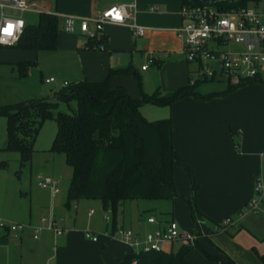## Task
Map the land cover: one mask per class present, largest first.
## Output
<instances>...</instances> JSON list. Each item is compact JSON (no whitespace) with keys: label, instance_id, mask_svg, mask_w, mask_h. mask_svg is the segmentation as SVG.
<instances>
[{"label":"crops","instance_id":"0c3cea01","mask_svg":"<svg viewBox=\"0 0 264 264\" xmlns=\"http://www.w3.org/2000/svg\"><path fill=\"white\" fill-rule=\"evenodd\" d=\"M132 1L135 3V21L145 27L141 36H131L129 31L120 25H104L101 48L93 49L86 47L79 34L63 33L69 37L70 48L78 50L82 64L80 75H77L72 83L82 79L101 81L106 77L108 70L134 66L133 64L136 65V73L139 76L138 86H135L131 76L120 74L111 78L109 86H121L130 97L139 98L141 94H151L155 90L163 94L169 93L189 83L194 65L183 60L179 53L180 42L174 34L175 28L180 25L178 10L183 4L182 0H56L52 8L44 6L40 11L58 17L56 46L60 47V16L72 14L89 17L108 6ZM149 6L156 7V10L148 11ZM5 10L7 13L2 10L4 14L13 15L12 12H16L19 15L17 11L6 8ZM37 52L39 51L1 50L0 67L8 68L21 61H34L32 58ZM149 56L153 61L142 70L141 66ZM139 61L143 63L138 65ZM62 82L68 84L65 80ZM200 86L197 82L194 90L208 93L225 88L224 86L204 90L200 89ZM156 107L160 109V115L156 119L169 118L172 147L192 171L196 184L195 207L200 219L195 220L192 225L186 205L175 198L170 200L167 217L159 218L153 213H148L137 220H126V223L121 218L119 223L115 213L114 227H124L125 223L128 227L124 228L142 236L165 222L174 220L181 230L203 234V237H197L195 240L211 255L224 254L234 264H264V211L259 214H238L254 195L256 176L262 179L264 199V160L261 157L264 152V87L259 83H249L224 96L207 100L184 97L169 105ZM44 170L48 171L47 167ZM172 173L176 192L190 199L189 183L184 170L178 165H173ZM52 174L43 176L52 177ZM46 191L48 200L38 206L47 217L55 220L58 218L57 225L63 228V233H53L52 239L55 240L56 246L50 249L44 260L46 264L120 263L128 253V248L119 240L104 235L105 232L111 231V217L106 212L97 216L96 221L95 210H87L85 229H89V233L94 235L103 228V233L98 234L96 241L88 238L85 240V230L74 227L77 201L71 202L74 212L67 215L65 210L69 211L71 203L69 207L65 206L66 193L58 196L60 191L56 194ZM26 199L22 192L18 191L16 196L10 193L1 202L14 211L13 217L17 220L15 223L30 228L32 198L29 195L28 202ZM104 215L108 216V221L103 219ZM150 216L155 223L146 222V218ZM225 217L231 218L232 225L225 230H216L214 225ZM100 220L103 221V226ZM94 221L99 222L94 226ZM6 226L0 224V242H4L10 233ZM23 236L24 230L18 232L19 241ZM32 239L39 242L37 247L34 244L35 249L42 247V240L39 241L37 236ZM169 245L171 248L172 244ZM191 251L192 249L185 255L186 259ZM10 256L12 255L7 250L1 252L0 264L10 260ZM192 260L199 264H215L201 254Z\"/></svg>","mask_w":264,"mask_h":264},{"label":"trees","instance_id":"16d2710c","mask_svg":"<svg viewBox=\"0 0 264 264\" xmlns=\"http://www.w3.org/2000/svg\"><path fill=\"white\" fill-rule=\"evenodd\" d=\"M257 1L236 0L232 5L227 2L214 5L230 8ZM182 2L189 3L187 0ZM57 34L58 17L40 11L34 23H24L15 44L8 47L35 52L52 51L56 48ZM34 63H16L19 76H25L28 67ZM119 74L133 75L139 82L136 71L126 66L108 70L101 81L82 79L67 84L52 92L48 98L0 104V116L5 119V150L17 152L19 165L23 167L30 161L33 142L42 122L53 120L56 128L48 151L62 155L65 165L71 169L66 188V207L79 199L99 200L101 208L111 214L113 231L114 216L122 201L177 198L186 205L193 225L195 220L200 219L194 200L196 184L191 169L172 147L170 120L148 121L140 114L139 108L143 104L166 106L184 97L207 100L257 82H227L221 91L199 93L194 90L197 80L169 93L155 90L151 94L132 98L123 87L109 86L111 78ZM70 101L75 102L74 111L53 114L58 102L67 104ZM173 165H178L186 173L190 199L176 192ZM3 166L4 162H0V168ZM177 244L174 251L171 248L138 253L128 250L119 264H199L186 259L185 255L191 249H196L215 264H234L224 254H209L196 240Z\"/></svg>","mask_w":264,"mask_h":264},{"label":"built area","instance_id":"2783aa9c","mask_svg":"<svg viewBox=\"0 0 264 264\" xmlns=\"http://www.w3.org/2000/svg\"><path fill=\"white\" fill-rule=\"evenodd\" d=\"M248 3L230 8L204 3H183L179 7L180 25L175 28L174 34L180 42L179 53L183 60L194 65L189 83L223 77L232 84L255 81L264 87V1ZM5 8L17 11L19 15L4 14L2 10ZM154 10L156 7H148V11ZM135 11V3L132 1L108 6L89 17L65 14L60 16V30L67 34H79L86 47L101 48L104 25L123 26L133 37L143 35L145 27L136 23ZM24 12L39 13L40 8L30 0L0 1V46L15 44L24 26L21 18ZM152 61L153 58L149 56L141 69H145ZM43 81L52 82L53 78ZM62 85L67 83L62 82ZM261 157L264 160V152ZM37 186L51 194L59 192L58 180L51 176L39 177ZM253 192V197L243 205L238 214H259L264 211L263 182L260 176L254 179ZM103 219L108 221V216L104 215ZM40 222L41 226L32 229L33 238H36L41 228L52 230L56 235L63 233V228L57 225L54 218L42 217ZM146 222L155 223V220L150 216L146 218ZM231 225V218L225 217L214 228L225 230ZM25 227L19 223L6 226L13 232L23 231ZM83 235L92 241L97 239L96 235H91L88 231H84ZM104 235L124 243L132 253L161 251L164 244H186L195 240L194 233L181 230L174 220H169L142 236L123 227H116Z\"/></svg>","mask_w":264,"mask_h":264},{"label":"rangeland","instance_id":"374dc122","mask_svg":"<svg viewBox=\"0 0 264 264\" xmlns=\"http://www.w3.org/2000/svg\"><path fill=\"white\" fill-rule=\"evenodd\" d=\"M37 4L39 8L47 7L52 8L56 0H30ZM264 0H259V3ZM249 4V3H247ZM7 13V10L4 9ZM14 16L18 15L16 12H12ZM23 20L28 22H35L37 13L24 12L22 14ZM61 41L60 47L56 46L55 50L52 51H39L35 53L34 65L28 67L25 76L20 77L18 73L17 65H11L10 67H0V104L12 103L17 100H29L37 98H48L52 92L59 90L64 87L61 83L63 80L67 81L68 84L80 75L81 61L79 58L78 50L70 48V40L67 35L60 32ZM58 40V41H59ZM5 49H13L6 46H0V51ZM143 63L142 61L138 62ZM129 66L133 71L136 70V65ZM126 67V66H124ZM139 67V66H138ZM131 76L134 79L135 86H138V81L135 76ZM52 77L54 79L51 83H44L43 79ZM220 80V81H217ZM229 82L227 79L215 78L206 81H198L201 85L200 89H215L221 88ZM75 110V102L70 101L67 104L64 102H58L56 108L52 111L53 114L56 112L71 113ZM159 108L152 104H143L139 108L140 114L145 117L148 121L158 118L160 115ZM55 123L53 120H44L38 130L32 146V153L30 161L23 167L19 165V155L15 151L5 150V122L4 118L0 116V162H4V166L0 168V224L10 225L15 223L17 220L13 217L14 211L7 208L2 199L9 196L10 193L16 196V192H22L27 198L29 195L32 198L31 207V225L30 228L25 227V236L22 240L18 239L19 231H10L6 236L4 242H0V253L5 250L12 256L10 260L4 261L3 264H46L44 260L50 253L51 248H55L56 242L53 231H45L47 228H41L37 234L39 241L42 240L41 248H34L39 244L38 241H33V228L41 226L40 219L47 217L44 215L42 208L38 204H44L48 200V192L43 189H39L37 186L38 177L45 174H52L58 180L59 194L61 196L65 194L68 180L71 175V169L65 165L63 156L48 151L51 140L55 132ZM47 167L48 171L44 170ZM52 176V177H53ZM170 200L166 199H133L125 200L119 203L116 210V217L120 223V219L126 223V220H137L138 218L145 217L148 213H153L159 218L167 217L170 210ZM71 203L69 211L65 210V214L69 215L74 212ZM76 219L74 227L76 229L86 230L87 224L86 212L89 208L95 210L94 219L97 221V216L102 213L111 217L108 211H104L100 206V201L97 199H79L76 202ZM30 212V211H29ZM58 218H56V221ZM99 222V221H98ZM98 222L94 221V226ZM122 223V222H121ZM124 223V227H128ZM100 224L103 226V221L100 220ZM123 227V228H124ZM100 232L94 234H102L103 228L99 229ZM95 233V232H94ZM203 234L194 233L195 238H201ZM56 238V237H55ZM85 238V237H84ZM1 240V238H0ZM87 240V238H85ZM37 242V243H36ZM178 244L173 243L171 249L174 251ZM164 249H169L170 245H163ZM200 257L199 252L196 249L188 254L187 258L192 260ZM193 261V260H192ZM48 264H51L50 262Z\"/></svg>","mask_w":264,"mask_h":264},{"label":"water","instance_id":"95a60500","mask_svg":"<svg viewBox=\"0 0 264 264\" xmlns=\"http://www.w3.org/2000/svg\"><path fill=\"white\" fill-rule=\"evenodd\" d=\"M189 3H204V4H215L219 2H227L228 5H232L236 0H187Z\"/></svg>","mask_w":264,"mask_h":264}]
</instances>
